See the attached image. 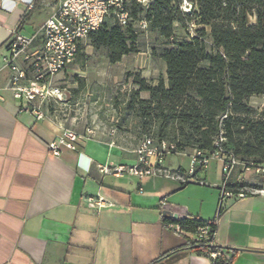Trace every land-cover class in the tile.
Segmentation results:
<instances>
[{"label":"crops","instance_id":"1","mask_svg":"<svg viewBox=\"0 0 264 264\" xmlns=\"http://www.w3.org/2000/svg\"><path fill=\"white\" fill-rule=\"evenodd\" d=\"M28 1L0 0V69L12 31L33 36L58 5L57 0H35L31 9ZM41 44L36 40L32 49ZM9 80L10 72L3 69L0 264H212L209 256L189 248L195 234L171 228L165 223L167 217L218 218L214 244L223 248L231 264H264V172L245 170L239 164L228 180L223 174L222 184H208L210 173L201 179L202 169L186 184L162 176L102 173V168L113 172L136 166L138 145L87 135L86 129L76 131L82 138L75 151L63 149L55 156L47 145L65 127L52 117L38 120L22 110L26 103L14 97ZM189 154H170L164 165L181 168L188 176L185 158ZM174 155L182 158V166H171ZM254 176L263 178L261 189H247L248 194L228 189ZM194 187L222 193L218 198L212 191L207 206L205 200L199 207L191 200L182 203L179 198L188 197ZM99 197L107 207L89 208V199ZM221 203L222 214L218 216L217 210L212 218Z\"/></svg>","mask_w":264,"mask_h":264},{"label":"trees","instance_id":"2","mask_svg":"<svg viewBox=\"0 0 264 264\" xmlns=\"http://www.w3.org/2000/svg\"><path fill=\"white\" fill-rule=\"evenodd\" d=\"M179 1L157 0L148 9L133 3L127 26L109 17L88 40L95 50L106 48L110 62L117 63L139 52L141 20L148 22L147 30L167 41L175 38L177 24L186 27V37L154 52L166 64V79L152 85L136 75L137 89L127 110L136 114L143 130L156 131L157 142L175 145L173 154L210 156L220 149L216 142L222 137L221 148L228 158H235L245 170L264 169V108L259 112L248 102L250 97L264 96V0H192L196 5L192 15L181 11ZM191 25L201 26L195 36L190 35ZM142 92L149 98H141ZM262 183L263 178L254 176L228 189L248 194L247 189L259 190ZM222 212L220 206L218 216ZM217 219L167 217L165 223L194 234L209 227V239H193L189 248L209 257L220 252L215 264H231L223 248L214 244Z\"/></svg>","mask_w":264,"mask_h":264},{"label":"built area","instance_id":"3","mask_svg":"<svg viewBox=\"0 0 264 264\" xmlns=\"http://www.w3.org/2000/svg\"><path fill=\"white\" fill-rule=\"evenodd\" d=\"M157 0H57L58 5L50 18L31 36L22 35L18 29L12 31V37L8 44V56L4 59V67L10 72L9 89L16 99L26 103L22 110L33 113L38 120L44 119L46 114L40 106L46 100H62L63 92L54 86V78L75 63L81 47L88 40L91 33L97 31L107 18L113 17L125 27L132 20L130 5L138 4L148 9ZM29 8H34L35 0L28 1ZM180 9L183 13L192 15L196 5L192 0H180ZM140 27L148 29V22L141 20ZM191 25L190 28H194ZM190 29V35L194 36ZM36 40L41 41V47L33 50ZM4 98L0 90V101ZM87 135L93 131L87 129ZM82 136L76 131L64 128L51 141L47 148L55 156H60L63 149L75 151L77 143ZM224 139L217 140L216 145L220 149L205 156L202 152L190 154V171L185 175L181 168L170 170L164 163L166 157L176 150V146L167 142H157L152 137H144L137 147L138 163L133 167H118L113 172L102 168L105 174L130 173L139 177L162 176L172 180H178L184 184L191 181V177L197 169L207 171L211 160H217L222 164L223 174L228 180L231 173L239 165L235 158H228L222 151L221 143ZM258 173L264 169L257 170ZM226 182V181H225ZM229 195V194H224ZM223 197V199H224ZM107 201L102 198H90L89 208L100 210L107 207ZM221 206L223 204L221 203ZM171 228L180 231V227L170 224ZM210 237L209 227L198 228L194 240L207 241ZM220 252H213L210 257L212 264Z\"/></svg>","mask_w":264,"mask_h":264},{"label":"rangeland","instance_id":"4","mask_svg":"<svg viewBox=\"0 0 264 264\" xmlns=\"http://www.w3.org/2000/svg\"><path fill=\"white\" fill-rule=\"evenodd\" d=\"M199 29L201 26L198 25L191 29L194 36ZM137 32L139 52L124 56L117 63L110 62L106 48L95 50L87 40L75 63L53 81L54 86L59 87L64 94L62 100H46L37 106L41 107L46 116L77 132L91 129L94 135L131 147L137 146L146 136L156 140V131L150 128L143 130L140 120L133 111L127 110L126 104L137 89L134 83L136 75L152 85H158L161 78L166 79V64L154 52L159 53L169 43L182 40L187 35V28L177 24L175 38L170 41L160 38L154 31L143 30L138 24ZM206 42L210 48L209 40ZM140 96L149 98L147 92H142ZM248 102L259 112L264 108V96L250 97ZM171 159V166L175 167H179L183 161L179 155ZM185 159V167L189 169L190 154ZM208 167L200 178L205 179L204 174L210 173L209 178H206L208 184L213 181L222 184L221 162L211 160ZM212 191L217 193L218 198L222 193L219 190L194 187L188 192V197L179 199L184 204L191 200L197 207L205 200L207 206ZM217 210L218 207L212 218L216 216Z\"/></svg>","mask_w":264,"mask_h":264}]
</instances>
